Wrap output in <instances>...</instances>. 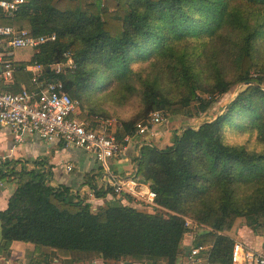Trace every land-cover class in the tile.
I'll return each mask as SVG.
<instances>
[{
	"label": "trees",
	"instance_id": "obj_1",
	"mask_svg": "<svg viewBox=\"0 0 264 264\" xmlns=\"http://www.w3.org/2000/svg\"><path fill=\"white\" fill-rule=\"evenodd\" d=\"M25 1L14 17L0 14V24L29 29L35 36L55 35L56 41L29 63H15V82L5 89L32 90V75L23 70L41 64L47 79L58 78L79 102L78 118L95 125L101 119L79 112L85 95L103 86L105 96L118 104L140 95L145 111L122 124L116 132L120 141L134 135L138 121L150 111L191 115L189 109L198 104L206 112L235 86H248L223 115L183 129L171 146L139 148L134 176L149 184L165 210L132 207V197L89 180L96 198L112 197L95 211L71 188L52 186L51 168L17 172L0 164V183H16L7 210L0 212L3 242L33 245L36 264H88L94 258L178 264L189 217L208 226L198 233L195 247L212 246L211 264H232L235 242L226 234L237 219L244 218L255 235L264 237V149L251 151L226 140L228 129H239L241 135L255 134L264 146V48L258 45L264 39V0ZM220 40L231 45L236 57L231 80L228 52L223 51L221 61L207 53ZM67 53L76 69L59 75L49 71ZM202 58L213 68L208 79L212 87L204 84L206 71L198 65ZM145 63L147 69H134ZM202 94L212 99H202Z\"/></svg>",
	"mask_w": 264,
	"mask_h": 264
},
{
	"label": "built area",
	"instance_id": "obj_2",
	"mask_svg": "<svg viewBox=\"0 0 264 264\" xmlns=\"http://www.w3.org/2000/svg\"><path fill=\"white\" fill-rule=\"evenodd\" d=\"M25 0H0V14L14 17ZM56 41L55 35L35 36L29 29H16L0 24V133L8 131L14 145L19 146L30 138H39L46 143L60 142L66 148L79 149L92 155L103 167L110 160L123 156L133 137L146 135L150 129L165 123L164 115L155 112L150 121L136 126L134 135L122 141L116 137L117 128L111 120H103L100 125L83 121L77 116L79 102L66 93L63 83L54 78L48 80L44 75L46 68L41 64H30L25 72L32 75V90L23 88L18 93L6 90L4 85L15 80V60L17 51L32 50L38 53L42 47ZM65 61L50 66L56 75L65 70H75L76 64L70 53L64 55ZM139 152V146H136ZM7 157L0 156V164ZM72 166L67 167L71 172ZM111 187L117 195H127L145 204L152 210H165L157 203V193L149 184L138 177H112ZM189 230L202 228L196 222L185 219ZM204 247H193L190 259L198 257ZM232 264H264V251L256 252L240 243H235Z\"/></svg>",
	"mask_w": 264,
	"mask_h": 264
},
{
	"label": "crops",
	"instance_id": "obj_3",
	"mask_svg": "<svg viewBox=\"0 0 264 264\" xmlns=\"http://www.w3.org/2000/svg\"><path fill=\"white\" fill-rule=\"evenodd\" d=\"M34 54L33 52V56ZM33 56L25 61L16 59L14 55V60L16 63H29ZM23 71L25 72V70ZM181 124L182 121L173 119L163 127L159 126L150 129L146 135L133 137L127 152L119 158L110 160L107 168L101 166L92 155L79 149L66 148L60 142L49 144L39 138H30L24 144L15 146L12 136L8 131L0 133V156L7 157L4 163L17 172L22 171L24 168L29 171L37 168L42 169V165L46 166V168H51L53 171L52 186L63 185L71 188L74 196L78 195L82 199H87L88 203L96 211L100 207H105L112 200V197L96 198L94 190L87 182L92 180V184L94 186L97 185L99 188L102 186L111 187L113 176L123 178L135 177L134 173L137 168L133 163V159L138 155V151L135 149L136 146L140 148L143 144H147L158 149H165L173 144L174 138L172 137V133H174V136L180 133ZM69 166L73 167L71 172L67 171V167ZM99 177L101 178L99 179ZM15 190L16 183H0V212L7 210L9 200ZM133 201L132 207L142 210L148 209L146 211L149 212L154 211L134 198ZM199 232H201L199 228H194V230H189L185 236L178 264H211L209 262V255L212 250L211 245L204 248V251L198 257L190 259V253L192 248L195 247ZM226 236L230 237L235 243L243 244L253 251L260 253L264 251V237L255 235L247 226L234 227ZM34 257L35 248L31 244L28 246L21 245L20 242H14L7 245V243L3 242L0 224V264H36L33 261ZM43 264H48V261ZM52 264H59V261L54 260ZM93 264L117 263H106L102 259L97 258Z\"/></svg>",
	"mask_w": 264,
	"mask_h": 264
},
{
	"label": "rangeland",
	"instance_id": "obj_4",
	"mask_svg": "<svg viewBox=\"0 0 264 264\" xmlns=\"http://www.w3.org/2000/svg\"><path fill=\"white\" fill-rule=\"evenodd\" d=\"M94 0H88V2H93ZM8 25V23L5 21L3 22ZM258 45L259 48H264V39H258ZM227 49H230L229 51ZM223 51L228 52L227 55V79L231 80L236 75V57L234 55V52H232L231 45L227 44L225 40H220L217 43H214L210 46L208 50V55L210 54L211 57L216 56L215 61H221L222 56L224 55ZM16 59L18 60H29L33 56L32 50L27 51H17L15 53ZM203 60H200V63L198 64L200 68L204 69L206 71V74L203 76L205 78L204 84L208 85L209 87H212V82H209L208 79L210 78V73L213 68L209 64V61L207 62L205 58H202ZM162 61V60H161ZM164 63V60L162 61V64ZM164 65V64H163ZM149 66V63L141 64L138 66H134V69H138L139 67H142L144 69H147ZM165 66V65H164ZM170 75V74H169ZM168 75V76H169ZM166 81L169 82L167 78H164ZM172 82V80H171ZM248 85L246 84H240L234 87L230 92H228L226 95L222 96L214 105H212L206 112H201L199 110L198 104H193V108L189 109L191 111V115L184 114L179 112L178 114L172 115L171 112L167 110H154L146 113L141 120L138 121V124L140 123H146L150 121V117L155 112H161L164 115L165 123L160 126L163 127L165 124L171 122L173 119H178L182 121V124L180 126V133L183 129L187 127H200L206 122H212L216 120L218 117L223 115L226 111L228 106L237 98L239 93L244 90ZM108 91V90H107ZM106 88L104 86L100 90L92 91L90 93V96H84L80 101V110L81 114L89 113L90 116L93 119H101L102 120H111L113 121V124L116 126V128L119 130L122 128V124L126 121L134 120L141 112L145 111L143 110L141 106V97L140 95H134L128 102L124 104H118V102L112 101L114 99H108V96H105ZM109 94V92H108ZM107 94V95H108ZM199 94V93H198ZM69 95L72 97V95L69 93ZM119 97V96H118ZM202 99H205L207 101H210L212 99V96L210 94H202ZM95 117V118H94ZM107 118V119H105ZM137 124V125H138ZM100 125V123H99ZM136 125V126H137ZM239 129H228L226 131V140L227 143L233 144V145H243L246 148H248L251 151H262L264 149V146L259 142L257 136L251 135V134H244L241 135L239 133ZM172 137L174 138V133H172ZM64 160V159H63ZM243 191V189H242ZM148 210V209H146ZM165 213H169L168 211H164ZM188 220H191L195 222L196 220L185 217ZM198 222V221H196ZM200 225L208 227L205 224H202L198 222ZM242 227L247 226L246 220L244 218H239L236 220L234 227ZM200 231H204V229L199 228ZM21 245H28L20 243ZM97 258H94L90 263L93 264Z\"/></svg>",
	"mask_w": 264,
	"mask_h": 264
},
{
	"label": "water",
	"instance_id": "obj_5",
	"mask_svg": "<svg viewBox=\"0 0 264 264\" xmlns=\"http://www.w3.org/2000/svg\"><path fill=\"white\" fill-rule=\"evenodd\" d=\"M247 85V84H246Z\"/></svg>",
	"mask_w": 264,
	"mask_h": 264
}]
</instances>
